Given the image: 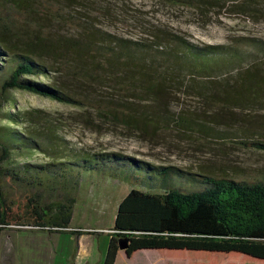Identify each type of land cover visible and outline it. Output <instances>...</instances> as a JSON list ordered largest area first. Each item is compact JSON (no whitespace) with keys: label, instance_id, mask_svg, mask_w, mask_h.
Masks as SVG:
<instances>
[{"label":"trees","instance_id":"1","mask_svg":"<svg viewBox=\"0 0 264 264\" xmlns=\"http://www.w3.org/2000/svg\"><path fill=\"white\" fill-rule=\"evenodd\" d=\"M156 1L264 21V0ZM92 11L89 0H0V235L12 227L81 235L69 225L89 178L125 190L103 264L115 263L120 242L129 258L180 251L264 264L263 178L80 149L42 111L1 112L23 92L73 108L95 132L108 124L148 141L181 132L264 152V118L247 115L264 112V39L195 45L165 29L130 39L100 29ZM185 100L197 105L185 109ZM234 122L236 131L219 129ZM34 154L43 162L31 163Z\"/></svg>","mask_w":264,"mask_h":264},{"label":"rangeland","instance_id":"2","mask_svg":"<svg viewBox=\"0 0 264 264\" xmlns=\"http://www.w3.org/2000/svg\"><path fill=\"white\" fill-rule=\"evenodd\" d=\"M89 3L97 9V12L92 11V15L97 17L95 23L100 29L130 39H146L151 33L162 29L181 35L195 45L228 44L234 37L264 39V21H254L226 11H213L206 18L195 11L166 6L156 0H89ZM13 96L17 108L12 110L11 107L3 106L1 112L42 111L73 147L131 154L138 159H154L158 164L173 163L178 167H205L215 170L221 168L231 177L242 173L246 178L264 179L263 151L228 141L224 142V146L221 141L214 139L202 143L197 136L190 139L181 132L161 133L158 138L150 141L108 124L95 132L85 128L77 120L78 112L73 108L28 93L15 92ZM194 105L197 104L192 100H185L183 103L185 109H193ZM253 111L247 112L248 118L262 121L264 112ZM230 124L220 125L219 129L236 131L240 127V123L234 122L228 128ZM6 125V120L1 119L0 126ZM221 148H224L223 152ZM29 161L40 164L43 157L34 154ZM87 181L89 183L79 187L69 227L92 231L83 236L59 233V241L63 247L73 243L75 251L78 245L84 246L89 264H102L109 242L108 233L113 227L117 206L125 190L119 191L121 188L117 187L118 184L114 191L113 185L92 182L89 178ZM124 258H119L120 264H260L241 255L216 256L180 251L143 250L130 261ZM56 264H72V258L65 263V259L59 255Z\"/></svg>","mask_w":264,"mask_h":264},{"label":"crops","instance_id":"3","mask_svg":"<svg viewBox=\"0 0 264 264\" xmlns=\"http://www.w3.org/2000/svg\"><path fill=\"white\" fill-rule=\"evenodd\" d=\"M71 229V228H70ZM78 230L83 234L90 233L92 230ZM106 232L105 230H103ZM108 233V231H107ZM59 234V233H58ZM57 233H49L39 231L34 228H10L0 235V264H56L59 255L65 259L72 258V264H89L87 260V251L83 247L75 248L72 244H67L65 247L60 244V239ZM59 237V239H58ZM81 238L78 239L80 241ZM138 251L130 258L125 255L124 251L119 250L114 264H120L119 258L124 256L126 261L134 258ZM60 253V254H59ZM65 256V257H63ZM73 256V257H72ZM103 264V260L101 261Z\"/></svg>","mask_w":264,"mask_h":264},{"label":"water","instance_id":"4","mask_svg":"<svg viewBox=\"0 0 264 264\" xmlns=\"http://www.w3.org/2000/svg\"><path fill=\"white\" fill-rule=\"evenodd\" d=\"M127 248V244L125 242H120L119 243V250L125 251Z\"/></svg>","mask_w":264,"mask_h":264}]
</instances>
